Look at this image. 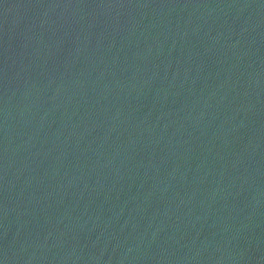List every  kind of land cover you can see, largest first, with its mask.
Instances as JSON below:
<instances>
[{
	"label": "water",
	"instance_id": "water-1",
	"mask_svg": "<svg viewBox=\"0 0 264 264\" xmlns=\"http://www.w3.org/2000/svg\"><path fill=\"white\" fill-rule=\"evenodd\" d=\"M0 264H264V0H0Z\"/></svg>",
	"mask_w": 264,
	"mask_h": 264
}]
</instances>
